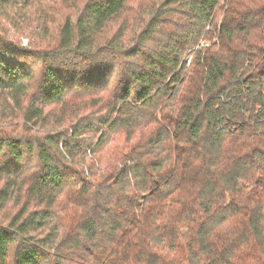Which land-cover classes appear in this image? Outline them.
<instances>
[{
	"label": "trees",
	"instance_id": "16d2710c",
	"mask_svg": "<svg viewBox=\"0 0 264 264\" xmlns=\"http://www.w3.org/2000/svg\"><path fill=\"white\" fill-rule=\"evenodd\" d=\"M39 1L0 0L30 134H0V264H264V0H158L128 41L132 0H55V31Z\"/></svg>",
	"mask_w": 264,
	"mask_h": 264
},
{
	"label": "rangeland",
	"instance_id": "374dc122",
	"mask_svg": "<svg viewBox=\"0 0 264 264\" xmlns=\"http://www.w3.org/2000/svg\"><path fill=\"white\" fill-rule=\"evenodd\" d=\"M133 1V6H134V11L130 13V23L128 26L127 23V29H124L123 31V35L124 38L128 41L131 40L134 32L139 28V24L141 22V20H143V15H141L139 8H141L143 11L147 10L148 6L157 2L158 0H132ZM54 2L55 0H46L44 3H36L34 5V7L31 10H28L26 12L27 17L31 20V22L36 21L41 15H42V10L43 7L45 9V14H47V19H55V24L52 25L51 23H49V29H52L53 31H55V27L57 24V17H56V7H54ZM57 10H59V14L60 16H63L66 12L68 14V8L66 6H61V7H57ZM47 26V25H46ZM9 27H11L10 29H8L10 31L9 37L10 38H14L15 41L18 44H21L20 46L27 48L29 51H31V55H27L25 58L28 59L30 62V66L34 67V72H36V79H38V75L39 73L37 72V67L39 66V62L37 61V56L36 54L33 52L35 49L38 48V41H36V39L34 38L33 40H30V36L27 35V33H18L17 31H15L14 29H12V25H9ZM47 28V27H45ZM118 28H113L112 30H110V34L114 33L117 31ZM8 38V39H10ZM130 45L132 43H129ZM34 61V62H33ZM121 74L119 71V68L114 69L112 77H111V82H112V86L111 89H117L119 88V85L121 84V80L119 82V84L115 85V83L118 82V80L120 79ZM118 86V87H117ZM74 95H79L81 94V92H76L74 91ZM75 99H78V96H74ZM80 100H77V102H79ZM12 112L11 110L9 111H5L4 114H8ZM22 124V121L19 119H14V123L13 124H8L6 126H3L0 128V134L1 135H7L8 136H13V135H21L22 137L27 138L30 134L26 135L27 133L23 130L22 126H20ZM118 138H120V140H123V137L118 134L117 135Z\"/></svg>",
	"mask_w": 264,
	"mask_h": 264
}]
</instances>
